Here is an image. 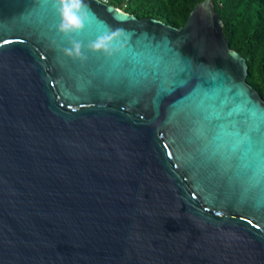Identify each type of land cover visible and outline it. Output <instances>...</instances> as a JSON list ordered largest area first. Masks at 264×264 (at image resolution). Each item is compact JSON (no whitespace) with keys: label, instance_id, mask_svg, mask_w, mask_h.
<instances>
[{"label":"water","instance_id":"95a60500","mask_svg":"<svg viewBox=\"0 0 264 264\" xmlns=\"http://www.w3.org/2000/svg\"><path fill=\"white\" fill-rule=\"evenodd\" d=\"M61 7L0 0V264H264V99L211 0Z\"/></svg>","mask_w":264,"mask_h":264},{"label":"trees","instance_id":"16d2710c","mask_svg":"<svg viewBox=\"0 0 264 264\" xmlns=\"http://www.w3.org/2000/svg\"><path fill=\"white\" fill-rule=\"evenodd\" d=\"M204 0H109V5L139 19L151 18L168 26H183L194 7ZM223 23L230 48L247 64V83L264 99V0H211Z\"/></svg>","mask_w":264,"mask_h":264},{"label":"clouds","instance_id":"9594fccd","mask_svg":"<svg viewBox=\"0 0 264 264\" xmlns=\"http://www.w3.org/2000/svg\"><path fill=\"white\" fill-rule=\"evenodd\" d=\"M60 3L62 5L61 14L64 21L61 24V31H67L69 29H79L81 27V21L76 15L73 14V9L79 7L80 0H60ZM104 42V38H98V40L93 43L92 47L94 49H100L103 47ZM74 50L77 54H79L80 45H74ZM67 54L72 55V52L68 51Z\"/></svg>","mask_w":264,"mask_h":264},{"label":"built area","instance_id":"2783aa9c","mask_svg":"<svg viewBox=\"0 0 264 264\" xmlns=\"http://www.w3.org/2000/svg\"><path fill=\"white\" fill-rule=\"evenodd\" d=\"M97 1H99V2H101L103 4H108L109 3V0H97Z\"/></svg>","mask_w":264,"mask_h":264},{"label":"snow or ice","instance_id":"6c2138e0","mask_svg":"<svg viewBox=\"0 0 264 264\" xmlns=\"http://www.w3.org/2000/svg\"><path fill=\"white\" fill-rule=\"evenodd\" d=\"M262 175H264V169H262Z\"/></svg>","mask_w":264,"mask_h":264}]
</instances>
